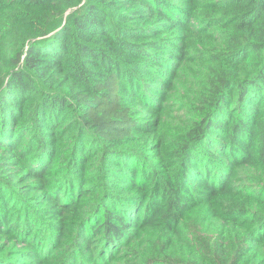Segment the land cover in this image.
<instances>
[{
    "label": "trees",
    "instance_id": "trees-1",
    "mask_svg": "<svg viewBox=\"0 0 264 264\" xmlns=\"http://www.w3.org/2000/svg\"><path fill=\"white\" fill-rule=\"evenodd\" d=\"M0 264H264V0H0Z\"/></svg>",
    "mask_w": 264,
    "mask_h": 264
}]
</instances>
